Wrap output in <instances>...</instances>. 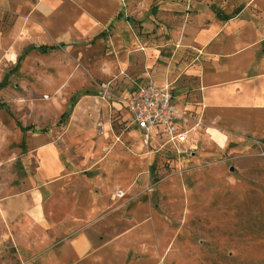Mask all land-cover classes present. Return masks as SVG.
Returning <instances> with one entry per match:
<instances>
[{
  "label": "rangeland",
  "instance_id": "rangeland-1",
  "mask_svg": "<svg viewBox=\"0 0 264 264\" xmlns=\"http://www.w3.org/2000/svg\"><path fill=\"white\" fill-rule=\"evenodd\" d=\"M117 20L103 34L72 37L73 20L0 6V264L20 263L10 237L28 225L36 150L51 142L63 158L125 156V172L136 173L114 185L115 208L88 230L97 241L136 227L121 240L118 264H264V138L256 133L264 122L248 113L209 124L196 95L174 87L199 125L179 148L146 142L122 104L144 78L122 60L150 58L151 47L109 40L151 35L134 18Z\"/></svg>",
  "mask_w": 264,
  "mask_h": 264
},
{
  "label": "crops",
  "instance_id": "crops-1",
  "mask_svg": "<svg viewBox=\"0 0 264 264\" xmlns=\"http://www.w3.org/2000/svg\"><path fill=\"white\" fill-rule=\"evenodd\" d=\"M27 4L45 19L52 14L60 24L73 20L72 37L103 34L112 22H120V15L140 22L149 40L140 35L120 43L116 36L109 40L118 47L135 48L139 41L151 47L150 58L141 52L122 60L133 66L138 79L144 78L128 95L148 80L147 70L157 85L169 81L180 102L185 94L177 95L174 87L196 95L209 124L237 121L248 113L264 122V0H0L3 9ZM256 133L264 138L263 128ZM36 151L40 181L24 211L28 225L19 231V240L10 237L19 264H118L121 240L136 227L97 236V241L88 230L115 208L114 185L134 179L136 173L125 172L130 167L126 157L63 158L54 142Z\"/></svg>",
  "mask_w": 264,
  "mask_h": 264
},
{
  "label": "built area",
  "instance_id": "built-area-1",
  "mask_svg": "<svg viewBox=\"0 0 264 264\" xmlns=\"http://www.w3.org/2000/svg\"><path fill=\"white\" fill-rule=\"evenodd\" d=\"M122 104L131 119L130 124L136 126L144 140H157L162 146L179 148L187 143L201 120L180 102L169 81L157 85L151 78L137 85ZM198 105L197 113L204 109L203 104Z\"/></svg>",
  "mask_w": 264,
  "mask_h": 264
}]
</instances>
